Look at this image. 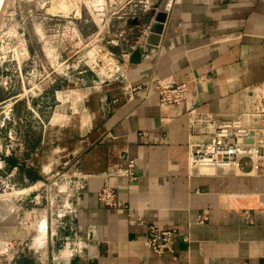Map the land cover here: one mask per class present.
I'll return each instance as SVG.
<instances>
[{
  "label": "crops",
  "instance_id": "0c3cea01",
  "mask_svg": "<svg viewBox=\"0 0 264 264\" xmlns=\"http://www.w3.org/2000/svg\"><path fill=\"white\" fill-rule=\"evenodd\" d=\"M138 7L110 27L113 49L128 63L126 80L57 89L43 132L24 134L9 157L0 152V173L17 167L27 195L17 216L0 212V264H264V160L257 171L245 163L200 175L189 168L188 147L191 110L236 116L264 94V0ZM158 12L166 20L151 46L146 36ZM138 47L145 51L133 64L129 50ZM173 82L187 84L189 98L163 105L157 86ZM129 162L136 180L113 176ZM107 177L117 209L97 198ZM152 225L188 240L157 255L145 245ZM24 243L26 253L13 260L4 252Z\"/></svg>",
  "mask_w": 264,
  "mask_h": 264
},
{
  "label": "built area",
  "instance_id": "2783aa9c",
  "mask_svg": "<svg viewBox=\"0 0 264 264\" xmlns=\"http://www.w3.org/2000/svg\"><path fill=\"white\" fill-rule=\"evenodd\" d=\"M54 1V0H53ZM51 1V4H53ZM71 0H57V2L67 3ZM98 1V5L94 7L95 14L93 16L91 9L86 6L88 13L92 16L98 32L87 36L85 39L74 35L76 33V24L71 15L73 11L67 15L57 13L50 14V25H47L46 33L49 34L44 39L50 38L53 43H57L60 37L65 47L57 50V60L63 62L64 56L73 55L77 58L76 66L72 68L68 65L63 66L62 72H56L60 78L70 82L69 71L74 69L76 75L81 76L74 84L78 87L88 85L89 72L94 73L96 78L92 80V84L101 85L107 82L126 80L127 61L121 59L112 47L117 44V36L115 40L109 38L111 23L114 20L122 18V11H127V16L131 17L138 13V6L149 10L153 7L154 0H127L122 6L111 7L107 0ZM137 1L138 5L134 3ZM134 5L131 8V5ZM75 17V16H74ZM72 18V19H71ZM81 16L79 17V19ZM49 40V41H50ZM51 44L52 41H50ZM77 49H80V51ZM76 50V51H75ZM91 52L93 55H91ZM56 80L53 82L55 83ZM135 89V86L128 85L126 90ZM160 102L163 105H180L189 98V88L187 84L169 85L159 84L157 86ZM257 105L252 109L244 110L236 116L215 115L211 113H198L191 110L188 114L189 127V168L198 172L200 175H209L215 171L222 169L240 170L243 164H250L253 171L260 168L261 162L264 160V94L257 100ZM10 145H6V149L0 150L5 157H9L13 151V138L9 135ZM5 167V160L0 155V171ZM133 162H129L126 169L118 170L113 176L128 177L137 179L134 171ZM17 167L13 169L11 174L4 180L1 178L0 186V212H8L11 217L17 216L22 209L24 198L27 196L21 190L19 183L12 184L6 181L16 173ZM14 190L20 191L19 194L11 196L9 193ZM98 201L105 207L117 209L118 199L116 191L110 184V178H105L104 184L98 193ZM40 203L37 199L35 204ZM1 215V214H0ZM2 218V216L0 217ZM60 227L66 228L64 223L59 224ZM70 230L74 236L77 232L72 223H69ZM182 238L188 240L187 236L180 234L176 230H162L157 226H149L146 236L145 245L153 253L157 255H167L174 252V247ZM7 254H12V260L26 253L28 245L24 244H8L5 247Z\"/></svg>",
  "mask_w": 264,
  "mask_h": 264
},
{
  "label": "rangeland",
  "instance_id": "374dc122",
  "mask_svg": "<svg viewBox=\"0 0 264 264\" xmlns=\"http://www.w3.org/2000/svg\"><path fill=\"white\" fill-rule=\"evenodd\" d=\"M51 1L6 0L0 14V150L4 151L6 145H10V135L14 144L11 155L17 150V144L21 143L24 134L33 139L43 132L45 123L55 111V91L77 88L74 82L81 77L76 75L74 69L69 71L70 82L56 74L62 72L65 65L71 68L76 66L77 58L70 55L64 56L63 62L57 60V50L59 53L60 48L65 47L61 41L63 38L60 37L57 43L50 38L42 39L49 35L46 27L51 24L48 19L50 14L67 16L73 11L71 17L74 20L70 21L76 24L74 35L83 39L98 32L86 8L88 6L94 16V0H71L72 3L67 2L69 11L60 9L61 2L54 0L51 4ZM48 44L53 47L54 55L48 54ZM95 78L94 73L89 72L88 80ZM7 175L0 173V177ZM6 181L18 184L17 171Z\"/></svg>",
  "mask_w": 264,
  "mask_h": 264
},
{
  "label": "water",
  "instance_id": "95a60500",
  "mask_svg": "<svg viewBox=\"0 0 264 264\" xmlns=\"http://www.w3.org/2000/svg\"><path fill=\"white\" fill-rule=\"evenodd\" d=\"M166 20V14L158 12L155 16L153 24L149 27V33L146 36V43L151 46H157L159 44V37L163 32V24ZM139 24H142L139 22ZM145 51L144 47H138L133 50H129V62L136 64L141 63V53Z\"/></svg>",
  "mask_w": 264,
  "mask_h": 264
},
{
  "label": "bare ground",
  "instance_id": "6f19581e",
  "mask_svg": "<svg viewBox=\"0 0 264 264\" xmlns=\"http://www.w3.org/2000/svg\"><path fill=\"white\" fill-rule=\"evenodd\" d=\"M5 1L6 0H0V14H1V12H2V9H3V7H4V4H5ZM58 3H60V2H58ZM70 3H72V2H70ZM94 7L96 6V5H98V1H94ZM61 4V5H60ZM59 4V6H60V9H62V11H64V10H68L67 8H68V5H69V3H60ZM92 4V3H91ZM58 5H55V7L56 8H58L57 7ZM70 8V7H69ZM55 10V9H54ZM61 11V12H62ZM69 11V10H68ZM65 13H67V11H65ZM64 13V14H65ZM66 15H68V13L66 14ZM46 49H47V51H48V54L49 55H54V49H53V47L50 45V44H48L47 46H46ZM91 55H93V53L91 52ZM222 170H233V169H222ZM19 192L20 191H18V190H14L13 192H11V193H9V195H11V196H14V195H17V194H19Z\"/></svg>",
  "mask_w": 264,
  "mask_h": 264
}]
</instances>
